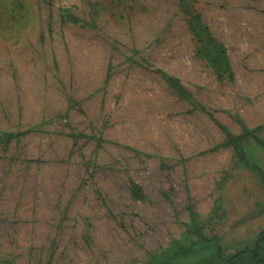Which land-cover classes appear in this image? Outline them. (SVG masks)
Returning <instances> with one entry per match:
<instances>
[{"label": "rangeland", "instance_id": "374dc122", "mask_svg": "<svg viewBox=\"0 0 264 264\" xmlns=\"http://www.w3.org/2000/svg\"><path fill=\"white\" fill-rule=\"evenodd\" d=\"M188 1L235 80L198 55L180 0H0V264H145L191 205L227 256L256 246L264 182L143 59L264 138V0ZM245 145L264 170V144Z\"/></svg>", "mask_w": 264, "mask_h": 264}, {"label": "trees", "instance_id": "16d2710c", "mask_svg": "<svg viewBox=\"0 0 264 264\" xmlns=\"http://www.w3.org/2000/svg\"><path fill=\"white\" fill-rule=\"evenodd\" d=\"M179 5L188 17L191 33L199 43L198 55L207 60L220 80H235V71L224 44L215 39L210 28L204 23L202 15L192 9L188 0H180ZM62 17L74 23L82 22V19L69 9L63 10ZM143 62L152 67L180 99L205 112L226 135L225 143L233 148L238 162L249 167L264 182V170L257 160L251 158L245 145L250 138H253L257 144H264V138L260 134L261 126L255 129L243 126L240 134L234 133L228 125L221 122L205 104L197 99L180 78L152 64L147 59H143ZM21 135L22 133H6L9 139ZM131 192L139 201L148 200L144 188L135 180L131 183ZM189 212L190 220L183 236L173 239L169 245L154 253L145 264H264V232L254 248H247L227 256L221 237L206 232V222L193 205L189 207Z\"/></svg>", "mask_w": 264, "mask_h": 264}]
</instances>
